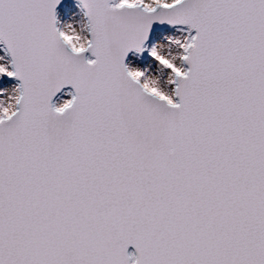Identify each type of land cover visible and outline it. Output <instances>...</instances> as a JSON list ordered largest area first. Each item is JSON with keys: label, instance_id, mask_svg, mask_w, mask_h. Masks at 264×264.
Instances as JSON below:
<instances>
[{"label": "snow or ice", "instance_id": "snow-or-ice-1", "mask_svg": "<svg viewBox=\"0 0 264 264\" xmlns=\"http://www.w3.org/2000/svg\"><path fill=\"white\" fill-rule=\"evenodd\" d=\"M0 264H264V0H0Z\"/></svg>", "mask_w": 264, "mask_h": 264}]
</instances>
